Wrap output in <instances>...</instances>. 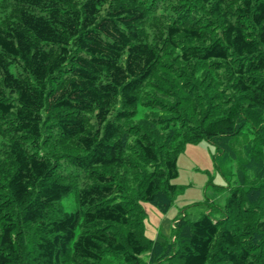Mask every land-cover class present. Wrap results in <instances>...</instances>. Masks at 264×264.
Here are the masks:
<instances>
[{
    "label": "trees",
    "instance_id": "16d2710c",
    "mask_svg": "<svg viewBox=\"0 0 264 264\" xmlns=\"http://www.w3.org/2000/svg\"><path fill=\"white\" fill-rule=\"evenodd\" d=\"M0 9V264H264V0ZM202 140L238 161L220 214L145 236Z\"/></svg>",
    "mask_w": 264,
    "mask_h": 264
},
{
    "label": "rangeland",
    "instance_id": "374dc122",
    "mask_svg": "<svg viewBox=\"0 0 264 264\" xmlns=\"http://www.w3.org/2000/svg\"><path fill=\"white\" fill-rule=\"evenodd\" d=\"M4 14L0 9V18ZM177 163L179 174L173 181L182 185V191L170 208L162 211L156 205L142 201L145 210L142 228L149 238L171 241L173 223L185 213H202L213 207L212 213L218 216L230 193L229 187L236 183L238 161L206 140L187 144L179 153ZM63 204L68 210L73 207L67 198ZM141 259L146 263L149 252L144 251Z\"/></svg>",
    "mask_w": 264,
    "mask_h": 264
}]
</instances>
